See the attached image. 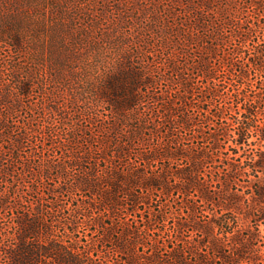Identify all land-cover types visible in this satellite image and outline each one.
Instances as JSON below:
<instances>
[{
  "label": "trees",
  "instance_id": "trees-1",
  "mask_svg": "<svg viewBox=\"0 0 264 264\" xmlns=\"http://www.w3.org/2000/svg\"><path fill=\"white\" fill-rule=\"evenodd\" d=\"M141 1L133 0L136 6L130 14L132 22L125 15L127 9H124L125 13H120L113 19V32L103 35L115 42L118 48L115 64L111 69L101 77H96L91 72L93 64L86 65L87 68L81 71L84 70L83 76H86L87 83L80 86V90L73 91L71 98L61 100L55 97L58 99L52 100L55 105L48 108L52 115L60 117L62 123L72 129L67 133L68 143L60 144L67 146L68 152H64L62 162L51 159L37 162L35 156L42 150L35 147L25 149L30 131L37 132L39 128L41 137L54 142L55 130L52 125L48 128L40 127L39 121L36 122L35 119L29 118L22 124L10 120L13 113L22 107V101L10 98L9 88L1 87L0 104L7 106L9 112H0V175L4 181H9V175L13 177V181L23 182L29 174L37 176L39 173L50 177L52 171H55L57 177L67 179L70 178L68 169L73 166L83 167V173L71 176L73 182L70 185H45V191L56 194L82 190L89 192L92 197L99 195V200L83 201L81 206L90 209V212L93 209L108 210L110 217L117 216L122 223H127L122 216L125 206L136 212L143 202L149 203L152 194L157 191L166 197L175 192L189 197L195 192L194 194L197 193L196 195L214 206L210 211V220H197L196 202L186 198L182 206L188 208V217L179 219L176 229L179 232L185 229L203 231L208 239H201L199 243H209L225 263L243 259L256 260V257L248 255L251 252L247 241L252 243L262 235V231H251L245 241L244 236L233 229V225L237 223L240 226L247 221L264 223V92L261 94L258 91L259 88H264V75L260 81H254L250 76L252 68L260 70L264 65V42L254 43L253 39V32L261 26L264 13L258 12L257 19L254 15L258 9H264V0H246L244 5L238 4L236 0H169L171 3L168 5L150 0L153 8L148 4L143 5ZM178 6H181L180 12ZM115 8L122 11L119 6ZM135 10L139 11L138 18L132 17ZM181 12L189 17L178 20L177 16ZM141 17H146L147 21L150 19L151 23L139 26ZM127 22L137 27L131 32L135 40L123 32ZM87 28L86 37L77 41L76 47L79 49L81 42L93 31V27ZM150 39L158 42L160 48L157 51L145 50L144 46H147ZM11 41L18 47L22 46L20 38H12ZM132 42L137 45V55L135 50L127 46ZM193 42H202L203 46L202 54L191 63L189 57L192 55L186 48ZM227 45L230 46L228 54L224 51ZM90 48L97 60L105 65L106 58L102 52H98L101 50L100 46L90 45ZM248 51L250 54L246 56ZM177 52L185 55V61L178 59ZM135 55L140 65H137ZM238 55L243 56V59H239ZM217 57L219 64L214 62ZM192 73H198L203 80H207L201 89V97L197 99L193 97L196 84ZM79 74L76 77L81 81L83 78ZM233 74L231 94H228L225 102L215 103L214 99L224 95L221 77ZM30 76L28 73L27 81L20 78L16 80L23 96L30 94ZM162 81L171 86L176 85V88H171L177 91L176 97L169 94L170 87L161 95L151 91L152 86ZM82 101H103L111 106V119L98 124L105 135L96 141L93 136L83 134L85 129L79 123L80 117H76V113L80 112L77 105ZM150 101L160 103L157 110L147 105ZM235 104L238 111L234 120L238 127L234 131L230 127L232 118L227 112L233 111ZM194 107L199 110L198 115L189 113L190 108ZM96 117L97 115L90 117L92 123L96 121ZM218 121H221L220 128L215 127V130L207 133L206 125H218ZM165 127L166 131L163 129ZM178 127L185 131L192 130V137L179 132ZM206 136L213 140L210 147L185 144L186 140ZM221 136L232 142L223 145ZM81 139L89 141L90 147L82 146ZM253 143L257 145L255 151L248 148ZM230 148L239 154L240 162L230 161L229 157L225 159L224 149ZM178 159H186L188 163L173 168L171 163ZM134 160L139 163L136 165ZM162 160L164 163L161 169L151 168L152 162ZM102 162L104 164L101 166ZM86 163H90V166H86ZM19 164L21 169L17 168ZM19 189L11 187L8 193L0 197L1 210L10 202L12 193L18 195L13 205L18 212L20 226L16 247L7 249L0 245V250L8 253L11 260L9 264H50V261H54V264H91L74 247L53 236V223L43 221L46 220L43 214V194L38 196L39 204L35 207L34 216L19 211L23 208L24 199L28 197ZM37 189L38 187H33L34 192H38ZM145 190L148 191L147 194L144 193ZM49 202L52 204L49 207L51 209L58 206V201L54 198ZM169 205L165 202L159 211H153L147 216L145 228H151L153 221H165L168 218L165 208ZM79 206L77 205L78 208ZM90 212L86 211L84 214L89 215ZM71 220L70 224L73 225L75 221ZM93 222L102 224L103 227L105 225L101 217H94ZM72 230L76 231L74 227ZM3 232L4 227L0 225V234ZM132 234L135 235L133 242L137 243L138 233L126 232L127 236L131 237ZM109 235L110 232L105 231L101 240H109ZM42 237L47 238L44 243L40 241ZM223 237H232L241 243L235 249V255L227 253ZM122 249L123 246L117 241L116 250ZM173 256L179 264H190L177 251ZM128 261L135 263L133 259ZM200 263L206 264L203 258Z\"/></svg>",
  "mask_w": 264,
  "mask_h": 264
},
{
  "label": "rangeland",
  "instance_id": "rangeland-1",
  "mask_svg": "<svg viewBox=\"0 0 264 264\" xmlns=\"http://www.w3.org/2000/svg\"><path fill=\"white\" fill-rule=\"evenodd\" d=\"M156 1L158 4L164 3V5L171 3L169 0ZM141 2L143 5L148 4L153 8L150 0H142ZM236 2L244 5L246 0H236ZM116 6L122 8V11L117 10ZM135 6L133 0H0V84L2 83L0 85V93L1 87L7 86L10 98H17L22 101V107L13 113L10 120H15L17 124H22L27 122L29 118L35 119L36 122L39 121L42 128H48L50 127L49 125H52L56 133L54 142H52L46 137H41V134L38 132L39 128L37 132L30 131V139L26 143L25 149L30 150L31 147H35L42 150V152L38 151L35 156L37 162L49 159L55 162L64 160L63 154L67 151V146H60V144L67 142V133L72 129L70 126L64 125L60 117L52 115L48 108L51 105H55V102L52 101L53 99H57L55 97L61 100L71 98L73 91L76 89L80 90V86H84L87 83L86 76H83L85 72L84 70L83 72L81 71V69L87 68L86 65L93 64L91 72L96 77L99 75L101 77L108 69H111L115 64L116 50L118 48L115 42H111L110 38L103 35L113 32V19L118 17L120 13H125L124 9H127L125 10L127 11L125 15L132 22L130 14ZM178 7L180 12L182 10L181 6ZM258 12L264 13V9L257 10L254 15L255 19L259 17ZM133 16L134 18H138L140 16L139 11L135 10ZM186 16L189 17V15L181 12L177 16V19H185ZM139 22V26L143 23V25L151 23L150 19L147 21L146 17H141V21ZM260 24L261 26L257 31L253 32L254 43L255 41L264 42V18H261ZM88 26L93 27V31L90 34L88 33L89 36H87V39L85 38L84 42H81L79 49L76 47L77 41H82L80 39L85 36ZM136 28L127 22L125 28L123 27V32L135 40L132 38L131 32L134 29L136 30ZM12 38H20L22 46H16L11 41ZM141 44L144 45L143 42ZM90 45L95 47L100 46L101 50L98 52H102L106 58L107 62L105 65L100 60H97ZM146 45L144 48L148 51H157L160 48L158 42L155 43V39H150ZM127 46L135 50L134 52L137 55V45L135 43L132 42ZM202 46V42H193L186 48L193 56L189 57L191 63L194 62L195 57L202 54ZM229 47L227 45L224 50L227 54L230 51ZM249 54L248 51L246 56ZM136 55L134 59L137 65H140L138 64L139 59ZM177 55L180 61H185V55L178 52ZM238 58L243 59V56L238 55ZM214 62L220 63L218 57L214 59ZM17 68L19 69L17 70ZM28 73L31 75L29 80L32 83V87L30 94L23 96L16 85V80L20 78L23 81H27L26 76ZM78 74L83 78L81 81L76 77ZM262 75H264V65L260 70L252 68L250 71V76L254 81H260L263 77ZM191 76L196 84V93L193 97L197 99L201 97V89L207 80H203L198 73H192ZM233 76L235 75L221 77V87L224 95L223 97L214 99L215 103L221 104L225 102L228 94H231L233 90L231 77ZM175 86L162 81L152 86L151 91L160 94L163 91L167 92V89L170 87L171 91L169 94L176 97L177 91L171 89L172 87L176 88ZM258 91L262 94L264 88H259ZM249 93L255 95L254 92L250 91ZM147 105L157 110L160 103L150 101ZM77 106L80 112L76 113V117H80L79 123L85 129V133L83 134L93 136L94 141L102 138L105 132L99 128L98 124L100 122L106 123L113 116L110 104L103 101H91L87 103L86 101H82ZM31 107L34 108L32 109ZM237 108L235 104L234 110L227 112V115L232 118L230 127L234 131L238 127L237 122L234 120V117L237 115ZM0 112L7 114L9 109L7 106L0 104ZM189 113L198 115L199 110L196 107L190 108ZM92 115L93 117L97 115L94 123L90 120ZM220 124L221 121H218V125H206L205 129L208 133L215 130V127L220 128ZM163 129L166 131L167 127ZM178 131L187 135V137H192L193 135L192 130L185 131L181 127H178ZM221 137L223 145L232 142V140L224 139L223 136ZM81 141L82 146H85V148L90 147L89 141L85 139H81ZM212 141V138L206 136L205 138L186 140L185 144L188 146L199 144L210 147ZM93 144L98 145L96 142H93ZM256 146L253 143L248 148L255 151ZM223 156L226 160L229 157V160L233 162H240L241 159L233 148L224 149ZM134 163L137 165L139 162L134 160ZM163 163V160L154 161L151 164V168L161 169ZM187 163L188 160L186 159H178L173 161L171 165L173 168H177ZM103 164L102 162L101 166ZM86 166H90V163H86ZM17 168L21 169V165L19 164ZM82 168L80 166H73L68 169L70 178L67 179L57 177L55 171H52L50 177L42 176L39 173H37V176L29 174L28 178L23 182H15L13 181V177L9 175L7 176L9 181H4L0 175V197L8 193L11 187H19V190L28 195L27 199L23 201V208L19 211L34 216L36 213L35 207L39 204L38 196L43 194L42 201H44L45 205L43 214L46 220L42 219L43 221L53 223V236L63 241L66 245L74 247L91 264H131L128 261L129 259L135 261L133 264H179L173 256L175 251L180 253L190 264H201V258L205 260L206 264H264V223L262 222L258 224L254 221H247V223L245 222L240 226L237 223L233 225V229H236L237 233L242 234L245 241H247L246 237L251 231H258L259 229L262 231V235L254 239L252 243L247 241L251 252L248 255L256 257V260L243 259L235 263H225L213 251L209 243H199L201 239H208V236L203 231L185 229L179 232L176 229V222L179 219H187L188 217V208L182 206L186 198L196 202L195 217L197 220L202 222L210 220V211L213 210L214 206L196 195L197 193L194 194L195 192H193V196L189 197L180 192H175L166 197L157 191L152 194V197L149 199L150 202H143L136 212L131 211L130 208L125 206L122 209V216L126 218L127 223H122L117 219V216L110 217L111 214L108 210L93 209L90 212V209L87 210L81 206L83 201L99 200V195L92 197L89 192H83L82 190H75L74 192L63 191L56 194H49L45 191V185H57V187L70 185L73 182L72 177L74 175L83 173ZM34 186L38 187L39 193L34 192ZM144 193L147 194L148 191L145 190ZM17 197V193H12L10 202L6 208L0 210V225L4 227L3 234H0V245L6 246L7 249H14L16 247L17 234L20 231L17 220L18 212L13 207L17 201L16 199H18ZM53 198L58 201V206L51 209L49 207H52V204L49 200ZM165 202L170 204L165 208L168 218L161 222L153 221L151 228L146 229L145 220L147 216H150L153 211H159L161 205ZM77 205H80L79 208ZM48 209H50V212H47ZM79 211H83V213ZM84 211L90 212V214L85 215ZM94 217L103 218L104 227L102 224L94 223ZM71 219L75 221L73 225L70 224ZM73 227L76 229L75 232L72 230ZM105 231L110 232L109 240L102 241L101 237ZM129 231L138 233L139 236L137 235L136 238L137 243L133 242L134 234H132V238L126 235V232ZM216 231H220V229H216ZM44 240L46 241L47 238H40V241H43L42 243H44ZM117 241L123 246L124 249L122 251L116 250ZM222 241L228 254L235 255V249L241 246V243L232 237H223ZM10 261L8 253L0 250V264H9ZM50 264H54V261H50Z\"/></svg>",
  "mask_w": 264,
  "mask_h": 264
}]
</instances>
